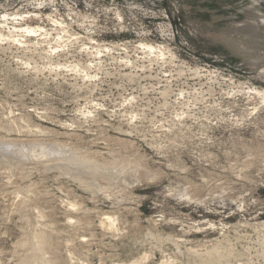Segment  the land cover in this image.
<instances>
[{"label":"rangeland","instance_id":"374dc122","mask_svg":"<svg viewBox=\"0 0 264 264\" xmlns=\"http://www.w3.org/2000/svg\"><path fill=\"white\" fill-rule=\"evenodd\" d=\"M0 33V264H264V0H0Z\"/></svg>","mask_w":264,"mask_h":264},{"label":"bare ground","instance_id":"6f19581e","mask_svg":"<svg viewBox=\"0 0 264 264\" xmlns=\"http://www.w3.org/2000/svg\"><path fill=\"white\" fill-rule=\"evenodd\" d=\"M14 19H18V17L17 16H14ZM43 30L42 28H39V27H37V28H35V27H30V26H26V27H24V28H20V29H15L14 28V30H16V31H21V32H24L25 34H35L36 35V32H38L39 30ZM40 30V31H41ZM12 32V31H11ZM4 34V33H3ZM11 35V34H10ZM17 35V34H16ZM0 38H2V34L0 33ZM7 38V37H6ZM11 39V38H10ZM14 39V38H13ZM12 39V40H13ZM44 154H49V152L48 151H46Z\"/></svg>","mask_w":264,"mask_h":264}]
</instances>
